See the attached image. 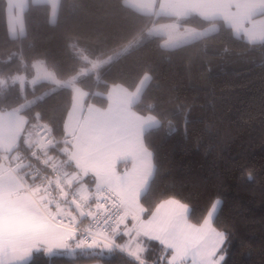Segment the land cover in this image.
I'll return each mask as SVG.
<instances>
[{
	"label": "trees",
	"instance_id": "16d2710c",
	"mask_svg": "<svg viewBox=\"0 0 264 264\" xmlns=\"http://www.w3.org/2000/svg\"><path fill=\"white\" fill-rule=\"evenodd\" d=\"M49 14V3L30 1L23 11V34L12 36L6 0H0V110L17 109L27 119L24 135L35 137L31 147L20 139L4 156L11 165L22 157L15 164L17 175L33 181L27 171L38 163L39 153L72 173L62 149L72 89L61 86L47 93L52 83L22 87L15 76H31L33 63L41 60L58 80L77 76L74 83L87 92V101L105 107L111 85L131 90L148 74L133 105L137 113L159 121L143 133L157 166L141 195L144 207L152 211L162 200L178 199L187 205L189 221L200 224L219 198L213 226L228 233L221 264H264V41L234 35L222 19L192 14L179 22L197 28L217 22L218 29L171 48L161 45V36L137 43L150 25L175 18L140 12L124 0H58L54 22ZM106 58L83 72L91 61ZM39 125L54 143L35 152ZM84 179L92 183L91 176ZM142 243L148 264L166 255L158 242ZM94 260L133 264L125 254L95 249L71 255L33 250L25 264Z\"/></svg>",
	"mask_w": 264,
	"mask_h": 264
},
{
	"label": "snow or ice",
	"instance_id": "6c2138e0",
	"mask_svg": "<svg viewBox=\"0 0 264 264\" xmlns=\"http://www.w3.org/2000/svg\"><path fill=\"white\" fill-rule=\"evenodd\" d=\"M155 155L139 138L102 148L84 145L71 156L78 169L67 181L77 185L73 192L64 188L58 197L45 199L17 186L0 189V264H17L41 248L116 251L133 258V264H148L142 257V242L148 241L158 242L166 253L156 264H188L189 257L192 264H221L228 233L210 222L219 198L200 225L188 222L187 205L178 199L152 211L144 207L141 195L157 171ZM89 176L91 184L84 179ZM82 217L90 220L83 231Z\"/></svg>",
	"mask_w": 264,
	"mask_h": 264
},
{
	"label": "rangeland",
	"instance_id": "374dc122",
	"mask_svg": "<svg viewBox=\"0 0 264 264\" xmlns=\"http://www.w3.org/2000/svg\"><path fill=\"white\" fill-rule=\"evenodd\" d=\"M32 2H47L50 5V22L56 20L57 2L58 0H6V23L10 35L19 36L23 34V11L27 4ZM126 5L148 14H164L171 15L175 19L160 23H154L145 31L141 37L136 39V42H141L152 36L162 35L161 45L166 48L175 47L203 35L212 33L218 29V23L212 22L209 25L197 28L186 24H181L179 20L195 14L206 19H222L229 25L232 32L236 36L243 37L251 42L264 41V0H124ZM109 59L94 60L84 71H93L98 66L108 61ZM34 72L31 76L17 75L15 81L19 82L22 87L32 85L41 81L52 83L53 87L48 92L58 89L61 80H58L41 60H36L33 63ZM77 76H73L65 81L69 87L76 86L74 83ZM46 93V94H47ZM84 113V125L91 133L92 143L90 147L102 148L110 144H123L131 142L139 138L143 141V135L136 133L131 127L118 120H110L107 115L109 112L96 104L89 103L82 110ZM94 115H98L96 120L91 121ZM85 131V129H84ZM144 143V141H143ZM73 141H68L63 145L62 149L68 151L72 149ZM78 147V144H77ZM76 147V150H77ZM66 162V161H65ZM0 168L2 166L0 165ZM120 169H124V164H120ZM26 187L30 191H26L22 183H17L12 180L11 175H5L0 179V189L7 186H17L22 192L29 195L36 194L34 185L29 182V179H24L20 176ZM32 190V191H31ZM216 210V209H215ZM214 210V211H215ZM213 211L212 206L209 210ZM43 249V248H41ZM87 250V249H86ZM57 251H62L67 255L76 252H83L80 249L70 251L68 249H52L46 253L51 254ZM85 251V250H84ZM85 264H102L99 261H90Z\"/></svg>",
	"mask_w": 264,
	"mask_h": 264
},
{
	"label": "crops",
	"instance_id": "0c3cea01",
	"mask_svg": "<svg viewBox=\"0 0 264 264\" xmlns=\"http://www.w3.org/2000/svg\"><path fill=\"white\" fill-rule=\"evenodd\" d=\"M153 15L156 16L155 14ZM160 36L163 37L162 35ZM148 81H149V75L144 74L134 89L129 90L124 86L118 84L111 85L108 92L106 93V98H107L106 105L105 107H102L103 109L109 112L107 115L110 117L109 119L111 121L112 120L114 121L116 119L120 122H123L140 135H143V133L146 132L147 130L159 125V121L154 115L151 114L141 115L133 110L134 103H136L140 98V95L143 89L145 88V86L147 85ZM62 83L63 84H60L59 86H69L65 84V81H62ZM71 89H72V102L64 121L65 137L63 139V142L67 143L68 141L71 140L73 141L72 149L66 152L67 162L71 164L70 166L73 169L72 171V176H73L74 173L78 172V169L75 167L74 162L71 159V156L76 151L77 144H78L77 149L82 148L84 145L92 146L91 145L92 138H91V133H89L90 131H88L87 129L88 126H85V128H83L85 116L83 114L84 112L82 111L83 108L84 107L86 108V106L89 103L91 104V101H87V92L84 91L82 88H77L76 86H73L71 87ZM97 118L98 115H94L91 121L96 120ZM26 122H27L26 117L22 113H20L17 109L5 110V111L0 110V158L2 160L0 163V165L2 166V168H0V179L5 175H11L12 180L16 181L17 183H22L21 185L25 190H26L25 188L26 184L23 182L21 177H19L16 173L17 168H19V165L15 166V164H17L18 162L16 161L12 164L13 165V171H12L9 169V166L11 165L9 166L7 165L9 163L4 156L7 155L9 152H11L17 146L20 139L23 140L24 144L27 147L32 146L35 137L33 138L32 136L31 138L30 136L24 135ZM169 199H173V198H168L162 200L161 202ZM161 202H159L158 204H160ZM217 210L218 208L214 211L213 216L210 218L211 223H213V218ZM188 212L189 209L187 207V213H186L187 219H188ZM208 214L209 211L207 212L204 219L208 217ZM203 221L200 224H202ZM188 222L191 223L189 219ZM200 224H193V225H200ZM127 240L128 238L124 237L120 243L123 244ZM188 264H192L191 257H189Z\"/></svg>",
	"mask_w": 264,
	"mask_h": 264
},
{
	"label": "built area",
	"instance_id": "2783aa9c",
	"mask_svg": "<svg viewBox=\"0 0 264 264\" xmlns=\"http://www.w3.org/2000/svg\"><path fill=\"white\" fill-rule=\"evenodd\" d=\"M35 134L38 139L37 145L34 148L35 152L41 151L54 143L47 128L44 125L37 126L35 128ZM39 157L38 163L33 161L27 171L28 174L33 178L32 184L35 186L34 190L36 191V197H43L46 199L49 195H52L55 198L58 197L59 192L64 188H67L69 193L75 190L77 187L75 183H73L71 186H69L67 183V181L75 179L72 176V173L66 171L58 161H53L46 154L41 157V153H39ZM21 161L22 157H18L17 162L19 163ZM7 165L9 166L11 164ZM9 169L13 171V165L9 166ZM25 188L28 190L26 186ZM54 210L55 209L53 207V211ZM78 223L80 224L81 230L83 231L88 228L90 220L84 219L82 217Z\"/></svg>",
	"mask_w": 264,
	"mask_h": 264
},
{
	"label": "water",
	"instance_id": "95a60500",
	"mask_svg": "<svg viewBox=\"0 0 264 264\" xmlns=\"http://www.w3.org/2000/svg\"><path fill=\"white\" fill-rule=\"evenodd\" d=\"M31 258H32V253L31 255L25 256L22 260L18 261L17 264H25Z\"/></svg>",
	"mask_w": 264,
	"mask_h": 264
}]
</instances>
